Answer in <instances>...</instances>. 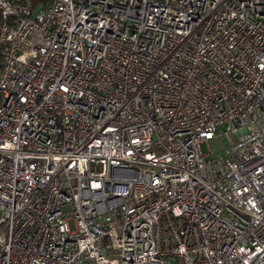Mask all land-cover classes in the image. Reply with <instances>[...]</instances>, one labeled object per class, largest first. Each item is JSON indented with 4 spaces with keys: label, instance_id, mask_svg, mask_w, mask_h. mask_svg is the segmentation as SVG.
<instances>
[{
    "label": "built area",
    "instance_id": "built-area-1",
    "mask_svg": "<svg viewBox=\"0 0 264 264\" xmlns=\"http://www.w3.org/2000/svg\"><path fill=\"white\" fill-rule=\"evenodd\" d=\"M0 55V264H264V0H0Z\"/></svg>",
    "mask_w": 264,
    "mask_h": 264
},
{
    "label": "rangeland",
    "instance_id": "rangeland-1",
    "mask_svg": "<svg viewBox=\"0 0 264 264\" xmlns=\"http://www.w3.org/2000/svg\"><path fill=\"white\" fill-rule=\"evenodd\" d=\"M223 129H221L222 131ZM223 132V131H222ZM224 134L210 140L208 143L207 142H203L200 145V148L202 150L203 153H207L208 152V146L215 152L216 155H222V154H226L228 147H225L223 142L221 141V137ZM229 137L232 140V142H236L237 140V134L234 133H229Z\"/></svg>",
    "mask_w": 264,
    "mask_h": 264
},
{
    "label": "trees",
    "instance_id": "trees-1",
    "mask_svg": "<svg viewBox=\"0 0 264 264\" xmlns=\"http://www.w3.org/2000/svg\"><path fill=\"white\" fill-rule=\"evenodd\" d=\"M51 0H32V6L37 7L39 5H46ZM2 63V56L0 55V65Z\"/></svg>",
    "mask_w": 264,
    "mask_h": 264
}]
</instances>
